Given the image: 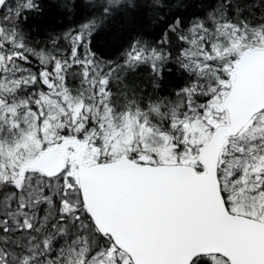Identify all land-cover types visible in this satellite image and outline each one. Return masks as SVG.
<instances>
[{"label":"trees","instance_id":"16d2710c","mask_svg":"<svg viewBox=\"0 0 264 264\" xmlns=\"http://www.w3.org/2000/svg\"><path fill=\"white\" fill-rule=\"evenodd\" d=\"M0 25L2 34L15 33L0 38L6 74L21 83L32 78L30 85L19 86L11 97L0 92L7 105L35 100V95L37 99L48 90L58 92L60 78L64 96L82 107L83 124L75 139L87 148L100 146L105 110L113 115L128 109L141 112L150 126H157L176 144V129L171 133L168 128L172 118H183L192 107L196 109L188 117L201 113L204 100L199 97L212 84L196 65L197 50L214 42L225 44L222 33L228 28L250 34L263 29L264 0H8L0 8ZM231 68L230 63L229 77ZM214 70L220 75V69ZM35 181L30 182L35 189L32 201H52L54 219L65 202L77 209L71 212L78 218L54 228L46 247L39 246L36 261L32 250H15L19 264H76L111 247L84 214L73 176L54 180L53 190ZM10 198L11 194L3 197L5 206ZM8 209L2 213L7 215ZM7 230L6 250H14L23 232ZM87 252L93 255L85 256ZM50 256L53 259L48 261ZM204 260L209 258L198 259Z\"/></svg>","mask_w":264,"mask_h":264},{"label":"water","instance_id":"95a60500","mask_svg":"<svg viewBox=\"0 0 264 264\" xmlns=\"http://www.w3.org/2000/svg\"><path fill=\"white\" fill-rule=\"evenodd\" d=\"M223 108L228 123L216 127L198 153L202 174L189 165L122 158L85 166L79 160V195L93 226L133 264H190L205 255L228 264H264V222L229 213L217 176L225 139L264 109V51L236 59ZM57 148L43 151L30 169L59 176L65 151Z\"/></svg>","mask_w":264,"mask_h":264},{"label":"rangeland","instance_id":"374dc122","mask_svg":"<svg viewBox=\"0 0 264 264\" xmlns=\"http://www.w3.org/2000/svg\"><path fill=\"white\" fill-rule=\"evenodd\" d=\"M25 1L19 0V3ZM19 13L17 16L20 15ZM1 31L2 27L0 25L1 39L13 37L15 34L12 31L2 34ZM222 34L226 38L225 44L221 45L214 42L209 44L208 49L200 47L197 50L196 65L199 71H204L201 74L208 80L210 79L212 84L211 87L205 89L207 90L206 93L199 97L204 100L202 101L204 108L202 107L203 109L201 113H198V116H187L192 108L196 109V107H192L183 113V118L179 116L172 118L173 122L168 128L171 133L176 129V144L157 126H150L148 117L141 112L128 109L113 115L108 113L109 110H105L107 115L104 116L99 130L103 133L101 145L100 147L88 149L85 145V160L90 158L94 160L101 154H106L104 156L113 159L133 153L140 162L151 163L157 161L167 164L177 162L192 164L201 144L208 140L209 130L221 121L220 99L222 94L225 93L223 89L228 83L225 78L221 79L220 76L227 77L231 57L240 56L245 51L264 50V28L256 29L252 34L241 33L235 28H228ZM1 58L0 55V92L9 94L8 97H11L19 89V86L30 85L32 78L23 79L22 83L14 80L13 77L6 74L7 68L3 66V58ZM215 67L220 69V75L218 71L214 70L217 69ZM57 83H59L56 84L58 92L48 90L42 94L41 98L38 97L36 100L24 99L17 104L10 105H7L5 100L4 105L2 104L3 101H0V151L13 152L12 154L9 153L10 156L8 153L3 155L4 162L8 163L7 166L10 168L2 166L0 162V182L15 175L13 165L17 167L22 165L19 163L29 162L37 153V148L40 146L45 148V145L50 144L57 137L56 131L68 129L76 132L82 126L80 120L82 107L73 105L74 103L64 96L61 89L63 83L60 78ZM98 87H104V85ZM26 104L39 106L42 118L38 120L39 114L31 109H24L21 114L19 110L26 107ZM2 131L5 132L1 133ZM259 138L264 139V113L254 119L253 124L247 128L245 133L227 143L220 169L231 208L236 207L235 204L243 196H248L250 200L256 203L243 199L237 204V209L244 212L246 216L264 220V140L262 143L257 142L255 145L252 143L250 152L247 151L248 156L241 157L245 153L244 143L254 142ZM249 145L246 144V146ZM178 157L181 158L178 159ZM12 159L14 161L10 164ZM72 174L73 165L70 163L66 173L62 175V179L70 177ZM26 178L29 181L22 185L21 199L18 201L22 206L24 202L28 203V200H32V191L35 194V189H33L30 182L36 180L35 183L37 184L41 181L39 178L29 175ZM235 180L241 190H236ZM52 182L42 179L41 183H44L42 188L53 190ZM62 204L60 216H58L59 222L54 223L53 230L59 226V223L66 224L69 220H73V217H76L75 220L78 218L76 214L71 212L77 210L75 207L66 205L65 202H62ZM33 218L35 219V215ZM8 261L11 264H19L20 259L17 255H14L10 256ZM126 261L125 258L116 254L113 250L107 249V251L103 250L93 256L90 260L77 264H127ZM211 262L212 264H223L221 260L216 258H213Z\"/></svg>","mask_w":264,"mask_h":264},{"label":"flooded vegetation","instance_id":"af4514ba","mask_svg":"<svg viewBox=\"0 0 264 264\" xmlns=\"http://www.w3.org/2000/svg\"><path fill=\"white\" fill-rule=\"evenodd\" d=\"M24 172L26 171V169L23 170ZM26 174V172L24 173ZM27 182V181H26ZM24 182V183H26ZM23 183V184H24ZM22 184V185H23ZM22 185L20 183H18V185H14L13 186V182H8L7 185H2L0 187V263L3 264L2 261H6L10 259V256L13 255H17L18 254L15 250H25V251H29L32 250L33 252V256H34V261H36L37 259V251L39 249V246L41 247V245L43 246V248L46 247L47 245V237L50 233H52L53 229L52 226L54 225V223L59 222L58 218L54 219V216L52 214V201L46 199L43 201H41V207H43V209H41L38 211V203L35 200H28V204L26 205V207L24 206H20L18 203H16L17 199L15 198L14 200H10L6 203L3 202V197L8 194L11 191L16 192V196H19L20 193H22ZM15 194V193H14ZM4 195V196H3ZM5 208H9V213L7 215L2 213V210ZM22 209L24 208L27 211H16V209ZM39 214V215H38ZM35 215V219L33 218ZM14 216V218H13ZM60 216V214L58 215ZM45 217V219H43ZM45 220V221H44ZM44 225H46V232L45 235L43 236L44 233ZM8 228L13 229L15 232H23L22 235L23 237L21 238V242H18L15 245V248L12 249H8L6 250V246H5V234L8 232ZM40 231V237H37L38 231ZM10 245H13V242L10 243ZM23 247H20L22 246ZM11 251L9 253H5ZM14 252V253H12ZM51 259L52 256L49 257ZM80 263V262H78ZM77 264V263H76ZM193 264H211V262L209 260H204L203 261H198L195 260L193 262Z\"/></svg>","mask_w":264,"mask_h":264},{"label":"bare ground","instance_id":"6f19581e","mask_svg":"<svg viewBox=\"0 0 264 264\" xmlns=\"http://www.w3.org/2000/svg\"><path fill=\"white\" fill-rule=\"evenodd\" d=\"M122 56H123V58H126L127 57V55L126 56L122 55Z\"/></svg>","mask_w":264,"mask_h":264}]
</instances>
